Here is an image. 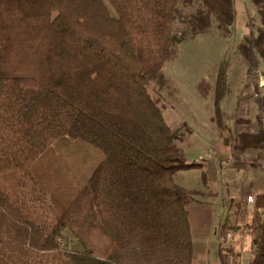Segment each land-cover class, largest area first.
<instances>
[{
    "label": "trees",
    "instance_id": "obj_1",
    "mask_svg": "<svg viewBox=\"0 0 264 264\" xmlns=\"http://www.w3.org/2000/svg\"><path fill=\"white\" fill-rule=\"evenodd\" d=\"M251 2L260 24L238 49L264 60V0ZM179 3L197 6L192 37L235 23L234 0H0V264H192L187 207L201 193L174 175L204 164L187 160L148 90L165 86L163 65L185 39L173 29ZM215 85L221 113V77ZM212 87L203 78L197 91ZM68 140L102 159L59 212L51 176L36 172ZM233 148L264 152V129ZM254 210L234 228L253 235L248 264H264V189ZM66 233L80 250L61 245Z\"/></svg>",
    "mask_w": 264,
    "mask_h": 264
},
{
    "label": "rangeland",
    "instance_id": "obj_2",
    "mask_svg": "<svg viewBox=\"0 0 264 264\" xmlns=\"http://www.w3.org/2000/svg\"><path fill=\"white\" fill-rule=\"evenodd\" d=\"M234 5L236 19L229 30H218L213 22L206 33L192 37L188 20L197 6L179 3L173 29L185 39L178 56L163 65L165 86H148L150 94L160 99L167 125L181 135L175 144L188 161L204 164L202 169L174 175L182 189L201 193L187 207L194 228L195 264L202 263L207 250L209 264H248L253 235H241L234 227L243 228L251 220L255 196L264 189V152L233 148L237 134L264 129V60L253 50L254 59L248 61L238 49L246 36L257 34L260 17L251 0H234ZM219 77L225 85L221 113L214 92ZM203 78L212 81L207 98L197 91ZM101 159L102 153L87 143L68 140L37 164V175L51 176L46 184L57 211L70 203ZM202 171L207 174L206 183ZM248 196L252 201H244ZM227 232H231L229 238ZM60 242L64 248L80 250L68 233Z\"/></svg>",
    "mask_w": 264,
    "mask_h": 264
},
{
    "label": "crops",
    "instance_id": "obj_3",
    "mask_svg": "<svg viewBox=\"0 0 264 264\" xmlns=\"http://www.w3.org/2000/svg\"><path fill=\"white\" fill-rule=\"evenodd\" d=\"M190 230H191V236H192L194 228H193V225L191 224V222H190ZM195 258H196V253H195ZM195 261H196V259L193 260L192 264H195ZM201 264H209L208 250L206 251L204 259H203Z\"/></svg>",
    "mask_w": 264,
    "mask_h": 264
},
{
    "label": "built area",
    "instance_id": "obj_4",
    "mask_svg": "<svg viewBox=\"0 0 264 264\" xmlns=\"http://www.w3.org/2000/svg\"><path fill=\"white\" fill-rule=\"evenodd\" d=\"M247 201H249V202L252 201V196H248V197H247ZM230 236H231V232H227V233L225 234V237H226V238H227V237L229 238Z\"/></svg>",
    "mask_w": 264,
    "mask_h": 264
}]
</instances>
